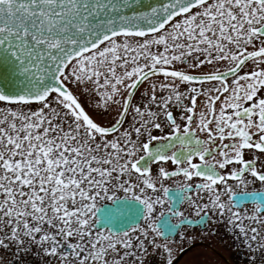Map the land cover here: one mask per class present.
I'll list each match as a JSON object with an SVG mask.
<instances>
[{"label":"snow or ice","instance_id":"obj_1","mask_svg":"<svg viewBox=\"0 0 264 264\" xmlns=\"http://www.w3.org/2000/svg\"><path fill=\"white\" fill-rule=\"evenodd\" d=\"M219 225L264 264V0H0V264H178Z\"/></svg>","mask_w":264,"mask_h":264},{"label":"flooded vegetation","instance_id":"obj_2","mask_svg":"<svg viewBox=\"0 0 264 264\" xmlns=\"http://www.w3.org/2000/svg\"><path fill=\"white\" fill-rule=\"evenodd\" d=\"M85 105L87 107L86 102ZM165 166L169 170L174 168L170 162ZM249 190L252 189L250 188ZM181 207L186 215L194 214L193 209L187 203ZM177 243H182L185 248L191 245L190 250L180 256L178 264H249V256L246 249L234 244L232 237L226 235L222 225L217 226L215 234L197 235L195 240L178 241ZM178 251L179 249H177ZM25 259L30 261V264H40V261L32 256ZM257 264H260L259 258Z\"/></svg>","mask_w":264,"mask_h":264},{"label":"water","instance_id":"obj_3","mask_svg":"<svg viewBox=\"0 0 264 264\" xmlns=\"http://www.w3.org/2000/svg\"><path fill=\"white\" fill-rule=\"evenodd\" d=\"M108 212H109L108 208H102L101 212L99 213V215H101V217L104 218L107 215Z\"/></svg>","mask_w":264,"mask_h":264},{"label":"rangeland","instance_id":"obj_4","mask_svg":"<svg viewBox=\"0 0 264 264\" xmlns=\"http://www.w3.org/2000/svg\"><path fill=\"white\" fill-rule=\"evenodd\" d=\"M189 264H201V263H189Z\"/></svg>","mask_w":264,"mask_h":264}]
</instances>
